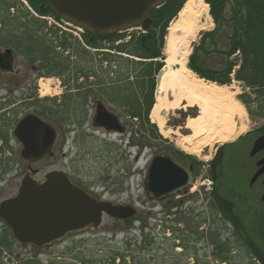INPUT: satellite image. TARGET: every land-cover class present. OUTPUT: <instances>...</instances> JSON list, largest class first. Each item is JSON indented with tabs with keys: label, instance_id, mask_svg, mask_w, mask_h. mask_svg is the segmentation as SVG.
<instances>
[{
	"label": "flooded vegetation",
	"instance_id": "obj_1",
	"mask_svg": "<svg viewBox=\"0 0 264 264\" xmlns=\"http://www.w3.org/2000/svg\"><path fill=\"white\" fill-rule=\"evenodd\" d=\"M74 27L67 25L50 3L0 0V164L25 165L15 129L24 118L35 116L54 130L55 138L51 156L29 164V177L41 182L50 173H63L97 201L121 209L114 214L102 211L98 222L67 230L44 248H24L78 259L89 247L88 252L108 248L121 235L123 264H264V111H254L252 126L233 141L218 145L206 165L169 155L191 171L186 191L160 200L147 198L145 167L134 170L144 149L139 137L127 139V147L119 154L124 158L122 172L110 176L103 191L87 185L72 163L84 157L83 149L92 145L96 133L116 135L119 141L128 137L129 116L121 118L113 111H144L129 106L116 109L108 104L111 96L124 100L130 93L142 91L145 95L140 101L144 102L150 82L146 75H131L135 71L129 70L132 66L127 63L132 57L130 38L111 43L110 34ZM47 85L49 92L45 93ZM99 104L117 117L116 125L122 131L95 126ZM189 115L193 113L184 110L181 124ZM133 119H141L144 126L143 117ZM45 138L43 133L36 136L42 143ZM33 160L29 158V162ZM201 169L204 175L198 178ZM140 189L150 201L147 207L139 205L146 211L139 210L129 198L111 201L105 196ZM195 194L204 196L196 207L190 204ZM215 195L223 200V208L216 204ZM151 212H155L153 219ZM215 226L218 230L210 236ZM61 246L57 252L50 251ZM40 255L25 254L26 264L34 260L38 264ZM61 257H50L45 264H62Z\"/></svg>",
	"mask_w": 264,
	"mask_h": 264
},
{
	"label": "water",
	"instance_id": "obj_2",
	"mask_svg": "<svg viewBox=\"0 0 264 264\" xmlns=\"http://www.w3.org/2000/svg\"><path fill=\"white\" fill-rule=\"evenodd\" d=\"M38 1L50 3L63 19L100 34L116 33L134 26L147 31L153 24L149 18L150 11L164 0ZM162 72V69L159 70L156 84ZM187 111L197 113L196 108H188ZM117 121L114 114L106 111L103 105H98L95 126L107 131H122L116 125ZM39 133L47 136L44 143L36 139ZM182 133L187 135L188 130L184 129ZM15 134L22 144L20 156L28 174L21 180L16 195L0 203V220L11 229L17 241L41 248L53 243L67 230L98 222L102 211L114 214L121 209L108 202H98L95 196L71 184L63 173H50L43 182L31 179L29 164L51 156L55 132L44 121L29 116L17 125ZM31 157L34 160L29 162ZM191 181V171L184 164L162 153L156 154L148 164L145 182L147 198L160 200L186 191ZM214 197L216 204L223 208V200L219 196Z\"/></svg>",
	"mask_w": 264,
	"mask_h": 264
},
{
	"label": "rangeland",
	"instance_id": "obj_3",
	"mask_svg": "<svg viewBox=\"0 0 264 264\" xmlns=\"http://www.w3.org/2000/svg\"><path fill=\"white\" fill-rule=\"evenodd\" d=\"M204 1V0H203ZM205 2V1H204ZM230 4V3H229ZM19 11H22V4H18ZM209 7V6H208ZM229 11H230V5H227L224 11V17L225 20H228L229 18ZM209 16H210V8H209ZM39 16H37L34 12V18L37 19ZM211 17V16H210ZM212 26L209 30L203 31L199 34L196 41L192 44L191 52H193V48L198 45L200 35L205 32H210L213 29H215V24L213 22V19L211 18ZM42 24H37L35 26H42ZM169 26V25H168ZM166 33V32H165ZM144 35L141 34L139 30L134 28L133 30H130L128 33L122 35V38L129 39L130 38V45L131 52L130 57L128 59V65L132 66L129 70L135 71V75L133 73L132 76H148L149 82H150V90L147 94L146 99L152 94L153 97V103H154V95H155V78L158 74V66H162V59H164L163 53L161 52V58L155 59L153 61H150V59H145L143 56V52L141 50H138V46L136 45V41L140 39V37ZM231 35V26L227 23V21L222 23V26L215 30V33L212 36V40L207 39L203 45V49L205 50L206 54L202 55V59L205 60L204 67L211 70V69H217L222 66L223 62L225 61V58L221 54L226 48H227V42L228 37ZM134 49H137V51L134 52ZM138 51H141L138 53ZM199 54H201V51H199ZM123 58V57H121ZM141 58L145 60H141ZM240 54L237 52L234 56L230 58V60L235 62V66L233 67L230 79L231 83L229 84L231 86V92L235 94L234 98L242 105L244 109V115L242 118L237 119L235 118L236 123V130L235 134H238L240 130L242 129H249L252 126V123L254 122V119H252L251 116L255 114L254 111H264V92L257 93V91L249 89L243 82H239L234 78L235 72L239 69V63L241 61ZM127 59V58H125ZM155 65V66H154ZM158 68V69H157ZM127 71V69H126ZM153 78H152V76ZM195 76L199 78L196 74ZM200 79V78H199ZM145 91V90H144ZM152 91V92H150ZM262 91V90H260ZM145 95L142 91L140 94H134L130 93L128 97H125L124 100H120L115 97V95L111 96V100L108 101V104L112 105L114 108H120L121 106H129L135 109H147L145 101L141 102L140 99ZM132 104L133 106H130ZM153 106V105H152ZM151 110V108H150ZM149 110V111H150ZM121 118H127L128 113L126 111H113ZM150 113V112H149ZM184 113V110L180 109L174 112H170L166 116L165 125L167 127H170L172 130H178L179 134L182 136L184 135L182 132L185 128L186 120L183 121L184 124H181V115ZM197 116V113H194L193 115H189L188 118H194ZM256 116V115H255ZM141 118H142V112H141ZM149 119V116H148ZM127 121L131 127L130 133L128 137L123 139V141H119V137L116 135L111 136H105L101 133H96L92 142L91 146H87L83 149L84 157L82 159H76L75 162L72 163V166L74 167V170L79 174V176L87 183V185H93L97 189H101L103 191L104 187H107L106 181L110 178V176L116 175L118 172H122V167L124 165V158L123 156H119L124 150L125 147H127V139H133L137 140L138 137L141 139L142 142H144V149L142 151V154L140 155V158L137 163H135L134 170L141 171L143 169V166L145 167V174L147 172L148 164L152 157L159 153H164L166 155H174L176 154L184 156L182 158V161H190L193 160L195 163L197 161H200L202 164L200 165H206L209 159L214 154L218 144L213 145H206L202 148V150L199 152L198 155L196 154H190L189 152H186L176 146L175 140L177 139L175 136L172 138H164L160 133L158 128L156 127V132L161 136H155L153 130L149 128L143 122L141 119L134 120L131 117L127 118ZM149 123L150 122L149 119ZM170 125H167V124ZM154 125V124H153ZM190 132L188 131V134ZM187 134V135H188ZM234 134V135H235ZM139 135V136H137ZM135 138V139H134ZM236 136L233 138L235 139ZM132 140V141H133ZM232 141V140H231ZM131 143V142H130ZM75 149L73 148L72 151ZM133 151V149H132ZM180 152V153H179ZM67 160L65 161L66 165ZM61 166V164H60ZM25 167L23 164L19 163H8V164H0V203L6 199H9L13 197L16 192L17 188L21 182V180L24 178L25 175ZM204 175V170L201 169V172L199 173V176ZM202 182L201 180H198L196 187H199V184ZM89 183V184H88ZM112 194V193H110ZM108 197L111 201H116L117 199H120V201H123L127 198L130 199L131 203L137 204L138 209L142 211L144 210V207H141L142 205L148 206L150 205V201H148L145 197V192L143 190H139L138 192H132L131 194H123V195H105ZM204 196L202 194L198 195L195 194L193 201L190 202V204L197 205L202 202V199ZM141 205V206H139ZM155 212H151V219L154 218ZM213 230H218V227L215 226L210 229L209 234L210 236L213 235ZM216 234V233H215ZM89 246L94 247L95 244H92L91 242L88 243ZM0 247L7 253L6 258L0 262V264H26V258L25 254L32 255L33 257H36V255H39V263L38 264H45V261L49 260L50 257H61L57 255H53L51 253H48L47 250H41V251H34L30 248H24V246L20 245L15 239L12 238L9 228L4 225L0 220ZM63 246L61 247H53L50 249L52 252L59 251ZM91 249L90 247L85 251L82 258L76 259V256H64L61 257L62 264H123L125 262L124 258L121 257L123 254V243L121 242V235L117 238L116 242H112L111 244H108V248H94L96 250L88 252V250ZM102 252H99V251ZM24 255V256H23ZM27 256V258L29 257ZM117 257H119L120 262H117ZM38 260H34L30 262L31 264H37ZM53 261V260H50ZM61 261V260H58ZM28 263V264H30Z\"/></svg>",
	"mask_w": 264,
	"mask_h": 264
},
{
	"label": "bare ground",
	"instance_id": "obj_4",
	"mask_svg": "<svg viewBox=\"0 0 264 264\" xmlns=\"http://www.w3.org/2000/svg\"><path fill=\"white\" fill-rule=\"evenodd\" d=\"M212 26L209 7L203 0H185L181 10L169 24L164 37L162 76L155 88L149 119L164 138L175 136L176 146L198 155L206 145H223L233 141L235 118L244 115L242 105L234 98L230 85H218L199 79L188 68L192 44L199 34ZM48 85L45 93H48ZM196 108L197 116L187 118L186 136L165 125L166 116L177 110ZM235 134V135H234ZM210 160V159H209ZM13 239L17 240L9 228Z\"/></svg>",
	"mask_w": 264,
	"mask_h": 264
},
{
	"label": "trees",
	"instance_id": "obj_5",
	"mask_svg": "<svg viewBox=\"0 0 264 264\" xmlns=\"http://www.w3.org/2000/svg\"><path fill=\"white\" fill-rule=\"evenodd\" d=\"M204 1L210 8V16L215 24V29L200 35L199 43L193 48V52L189 57L188 68L200 79L218 85H229L231 83L229 76L236 65L230 58L238 52L241 61L234 78L239 82H243L249 89H255L260 95L261 92H264V2L248 0ZM184 2L185 0H164L157 8L150 11L149 18L153 22L152 27L146 32L145 36H141L136 41L138 50L143 52L144 55L141 56L145 59L155 60L161 58L166 29L177 16ZM227 5H230V11L228 20H225L224 11ZM35 9L37 11L41 10L37 5ZM226 21L231 26V35L228 37L227 48L221 52L225 61L221 67L209 70L204 67L205 60L202 59V55L206 54L203 45L207 39L212 40L215 30L220 28L222 23ZM110 35L109 41L111 43L123 37L117 33H111ZM142 37H144V41H142ZM199 51H201V54H199ZM160 67L159 65L158 68ZM145 104L147 107L145 111L126 112L131 118L141 117L142 112L144 123L153 130L155 136L161 138L156 132V126L150 124L148 119L149 110L153 105L151 93ZM130 106L133 105L130 104ZM181 154L176 156L179 160H182L185 156Z\"/></svg>",
	"mask_w": 264,
	"mask_h": 264
}]
</instances>
